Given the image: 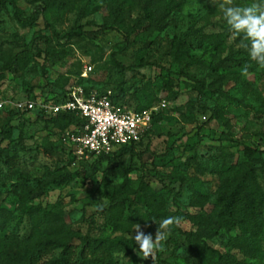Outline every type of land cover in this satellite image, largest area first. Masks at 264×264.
Masks as SVG:
<instances>
[{"label":"rangeland","instance_id":"1","mask_svg":"<svg viewBox=\"0 0 264 264\" xmlns=\"http://www.w3.org/2000/svg\"><path fill=\"white\" fill-rule=\"evenodd\" d=\"M14 1L23 16H36L21 25L11 2L0 3V67L18 56L11 70L0 71V131H7L0 139V210L17 217L10 227L25 232L26 209L40 205L42 212H63L73 231L86 232L85 217L94 220L95 234L113 236L120 232L104 225L98 209L116 197L134 201L142 216L140 230L153 239L163 219H181L154 260L138 254L137 225L132 227L125 236L133 253L118 254L117 264H159V258L166 264H194L184 231H199L202 223L210 230L199 238L220 253L233 254L241 264H264V228L245 239L241 229L216 222L211 205L217 203L221 177L230 172V157L236 170L254 163L264 193V153H243L244 146L264 149V68L240 46L242 37L230 31L218 2L156 0L145 8L147 0ZM251 2L233 0V5ZM164 9L165 26L155 30L154 18ZM105 23L118 30L98 32ZM81 25L91 32L79 34ZM119 30L130 42L124 53L119 51L126 40ZM71 31L77 34L70 36ZM46 53L53 55L45 59ZM114 53L128 67L122 73ZM86 65L93 68L83 76ZM198 82L204 84L201 96ZM166 83L173 90L168 95ZM73 87L99 94L122 91L121 100L132 106L157 107L151 133L137 148L148 146L151 152L111 159L76 156L65 134L45 118ZM29 102L34 108L24 106ZM123 166H131L127 176ZM69 173L74 176L53 181Z\"/></svg>","mask_w":264,"mask_h":264},{"label":"trees","instance_id":"2","mask_svg":"<svg viewBox=\"0 0 264 264\" xmlns=\"http://www.w3.org/2000/svg\"><path fill=\"white\" fill-rule=\"evenodd\" d=\"M73 0H63L61 4H68ZM156 0H147L145 8L149 3L152 4ZM11 2L14 8L15 18L21 25H30L36 16V12L29 16H23L20 9L14 0H1L0 3L5 5ZM40 13L44 16V9L38 7ZM168 10L164 9L159 17L154 18L155 30H162L165 26V18ZM86 25L79 26L80 33L85 34L91 32L85 29ZM107 30H118L114 24H101L98 26V32H105ZM120 31V30H119ZM126 45L119 51L124 53L130 45L128 35L120 31ZM71 35H76V32H69ZM227 35H224L223 39ZM222 39V40H223ZM53 53H46L45 59ZM18 56H11L6 63L0 67L3 73L6 70H11ZM115 68L122 73L128 69L123 63L113 57ZM172 74H179L174 69H169ZM46 72V71H45ZM180 74H185L182 71ZM165 93L173 92L168 83L164 85ZM198 94H204V84L198 82ZM87 95L94 93L92 90L84 89ZM99 94V93H97ZM105 94V93H101ZM48 95L44 96V100H48ZM123 92L111 93L110 98L118 105L125 106L136 111H143L151 108L153 105H137L132 106L131 103H126L121 100ZM69 95L63 99L56 100L53 105L62 103L68 99ZM28 110V109H27ZM19 111H14L18 113ZM159 112L153 113V117ZM52 115V116H51ZM50 116V117H48ZM45 118H50L58 126V128L65 134L66 130L73 129L81 124L84 120L73 111H51ZM151 127L145 132L143 137L149 136ZM7 134V131L2 128L0 131V139ZM143 137L136 143H130L118 147L108 154H101L97 156L99 159H111L115 156L124 155H143L150 153L147 146L143 151H138V145L142 143ZM71 151L74 152L73 145L69 143ZM138 151V152H137ZM243 153L245 156L253 157L258 153H264V149H256L249 146H244ZM77 156V155H76ZM233 157L226 160L229 173L221 177V189L217 193V203L211 204L214 209L215 221L220 225L226 226L229 230L235 228L241 229L242 237L257 236L264 228V193L261 189L257 179L256 169L254 163H248L241 170L234 168ZM131 166H123L122 173L127 176L131 171ZM74 174L61 175L54 177V182H61L73 177ZM143 185V181L141 182ZM27 195L30 191L26 192ZM203 202V200H200ZM134 201L129 199H120L114 197L113 201L107 208L98 209V212L103 214V222L105 226L111 227L114 233L120 232L113 236H99L93 231L94 220L92 218H85L84 221L88 224L85 233L80 230H71L67 227L66 217L63 212L53 213L50 211H41L40 205H31L25 211L28 220V227L22 234L18 228H11V223L15 218L14 214L6 209L0 210V231L2 237L0 239V264H117L118 254L124 256L132 255L131 239L125 234L129 233L135 225L141 223L142 216L133 207ZM125 210L128 214H125ZM18 223H21L23 217H18ZM210 230L207 225L203 223L199 231H184L185 238L189 243L190 253L194 260V264H241L233 254L220 253L211 247L205 239H201L200 234ZM79 244H75V241ZM58 251V252H57ZM159 264H166L165 260L159 258Z\"/></svg>","mask_w":264,"mask_h":264},{"label":"built area","instance_id":"3","mask_svg":"<svg viewBox=\"0 0 264 264\" xmlns=\"http://www.w3.org/2000/svg\"><path fill=\"white\" fill-rule=\"evenodd\" d=\"M92 68L86 65L82 75H87ZM110 95V91L87 95L82 88L73 87L66 101L51 105L53 112L73 111L84 120L65 131V139L73 145L77 156L111 153L118 147L140 141L151 127L157 107L136 111L114 103ZM24 106L34 108V103Z\"/></svg>","mask_w":264,"mask_h":264},{"label":"clouds","instance_id":"4","mask_svg":"<svg viewBox=\"0 0 264 264\" xmlns=\"http://www.w3.org/2000/svg\"><path fill=\"white\" fill-rule=\"evenodd\" d=\"M223 10L224 19L230 31L235 36L242 37L240 46L248 50L252 61L264 68V0H252L246 6H234L233 0H213ZM248 74L247 67L243 69L242 75ZM181 219L170 216L161 221L155 233L145 234L137 224L134 237L135 243L139 245L138 254L143 259L151 257L155 259L158 251H163V242L166 241L170 228L173 225L179 226ZM163 230V231H162Z\"/></svg>","mask_w":264,"mask_h":264}]
</instances>
